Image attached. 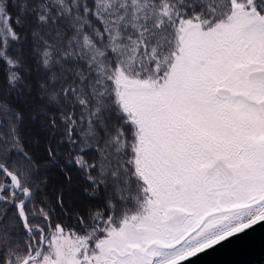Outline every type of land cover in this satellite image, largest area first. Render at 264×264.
I'll return each mask as SVG.
<instances>
[{
	"label": "snow or ice",
	"instance_id": "snow-or-ice-1",
	"mask_svg": "<svg viewBox=\"0 0 264 264\" xmlns=\"http://www.w3.org/2000/svg\"><path fill=\"white\" fill-rule=\"evenodd\" d=\"M264 227V0H0V264H199Z\"/></svg>",
	"mask_w": 264,
	"mask_h": 264
},
{
	"label": "water",
	"instance_id": "water-1",
	"mask_svg": "<svg viewBox=\"0 0 264 264\" xmlns=\"http://www.w3.org/2000/svg\"><path fill=\"white\" fill-rule=\"evenodd\" d=\"M199 264H264V227H258L244 239L213 251Z\"/></svg>",
	"mask_w": 264,
	"mask_h": 264
}]
</instances>
